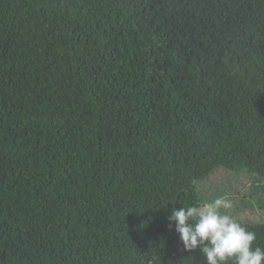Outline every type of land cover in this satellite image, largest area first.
I'll return each instance as SVG.
<instances>
[{"label":"trees","instance_id":"1","mask_svg":"<svg viewBox=\"0 0 264 264\" xmlns=\"http://www.w3.org/2000/svg\"><path fill=\"white\" fill-rule=\"evenodd\" d=\"M218 169L264 182V0H0V264H207Z\"/></svg>","mask_w":264,"mask_h":264},{"label":"clouds","instance_id":"2","mask_svg":"<svg viewBox=\"0 0 264 264\" xmlns=\"http://www.w3.org/2000/svg\"><path fill=\"white\" fill-rule=\"evenodd\" d=\"M223 197L174 208L168 217L186 251L199 249L207 264H264V249L253 247L256 233L237 222ZM223 210V211H222Z\"/></svg>","mask_w":264,"mask_h":264},{"label":"rangeland","instance_id":"3","mask_svg":"<svg viewBox=\"0 0 264 264\" xmlns=\"http://www.w3.org/2000/svg\"><path fill=\"white\" fill-rule=\"evenodd\" d=\"M195 188L200 204L218 197L226 198L232 204L227 211L237 222L259 224L264 228V182L255 176L218 169L207 179L196 182Z\"/></svg>","mask_w":264,"mask_h":264}]
</instances>
